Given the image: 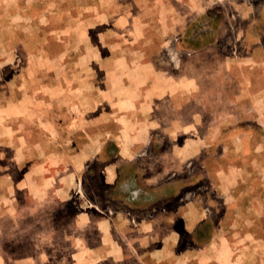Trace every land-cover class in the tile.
I'll return each instance as SVG.
<instances>
[{"label": "rangeland", "instance_id": "rangeland-1", "mask_svg": "<svg viewBox=\"0 0 264 264\" xmlns=\"http://www.w3.org/2000/svg\"><path fill=\"white\" fill-rule=\"evenodd\" d=\"M177 208L185 263L138 264H264V0H0V264Z\"/></svg>", "mask_w": 264, "mask_h": 264}, {"label": "crops", "instance_id": "crops-1", "mask_svg": "<svg viewBox=\"0 0 264 264\" xmlns=\"http://www.w3.org/2000/svg\"><path fill=\"white\" fill-rule=\"evenodd\" d=\"M134 216H141L146 214L141 213H132ZM185 211L181 212L178 208L174 210H167L166 213V225H163L164 231L167 232L164 235H161L162 241H157L158 238L154 233L151 237L155 240H119L115 241L114 252L111 254L105 255V246L102 242L100 245H97V252L95 256L89 257V262L96 264H138V263H185L184 258V239L179 238L175 233L184 232L188 228L189 224L186 223ZM119 216V214H118ZM197 216H199L197 214ZM200 217V216H199ZM151 226V225H150ZM153 230L156 229L159 231L161 225H154ZM196 226V225H195ZM194 226V227H195ZM172 233V234H169ZM168 237V238H165ZM171 237V238H170ZM164 238V239H163ZM146 240V241H145ZM142 247L143 251L141 255L137 256L135 249ZM72 251V249H71ZM69 252L64 259V263L72 264L75 263H85V255L79 254L78 256H73L72 252ZM55 258V256L49 257V260ZM62 258V257H59ZM75 259V261H74Z\"/></svg>", "mask_w": 264, "mask_h": 264}]
</instances>
